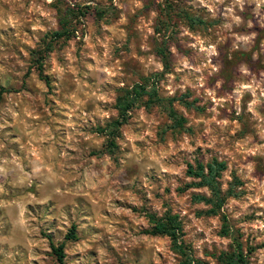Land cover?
<instances>
[{"label":"rangeland","instance_id":"1","mask_svg":"<svg viewBox=\"0 0 264 264\" xmlns=\"http://www.w3.org/2000/svg\"><path fill=\"white\" fill-rule=\"evenodd\" d=\"M160 48L182 125L142 96L111 144L99 128ZM212 159L217 214L187 174ZM165 213L194 258L218 263L225 224L264 264V0H0V264H177L145 232Z\"/></svg>","mask_w":264,"mask_h":264},{"label":"trees","instance_id":"2","mask_svg":"<svg viewBox=\"0 0 264 264\" xmlns=\"http://www.w3.org/2000/svg\"><path fill=\"white\" fill-rule=\"evenodd\" d=\"M64 34L63 30L54 32L55 36H61ZM160 61L162 63V70L154 72L150 76L145 77L142 82L134 83L131 87H126L121 90V93L116 97L115 107L117 109V118L108 122L105 127L99 128V131L105 132L110 138V143L113 144V136L117 133L120 125L124 123L129 115L131 108L141 101L142 96H147L146 104L158 102L163 103L166 101L167 114L174 121L176 125H182L184 119L182 116L172 107V99H165L158 95V82L160 77L169 72L170 61L169 52L165 48L159 49ZM225 168V164L217 159H212L207 163L196 162L195 164L189 163L187 165V174L197 181L191 182L192 186L207 187L210 192V196H197V199L203 201L205 204L210 205L207 212L210 214H217L218 209L221 207L227 194H223L220 189V183L218 178L221 171ZM232 186L228 190V194L232 193ZM151 222V226L145 230L146 233L151 235H166L169 237L172 246L175 250L182 255L177 264H210L206 261L194 258L191 254L186 253V245L181 240V223L177 219L176 215L165 213L163 216L156 218L153 214H148ZM225 220V216H222ZM223 233L228 235L231 239L229 249L227 251H221L217 256V264H250L247 252L244 251L242 243L235 236L225 224L223 225ZM69 236L76 237L75 226L70 228ZM57 259L62 261L64 257L63 244L58 246L52 245Z\"/></svg>","mask_w":264,"mask_h":264}]
</instances>
